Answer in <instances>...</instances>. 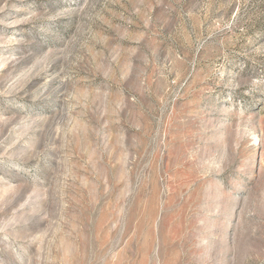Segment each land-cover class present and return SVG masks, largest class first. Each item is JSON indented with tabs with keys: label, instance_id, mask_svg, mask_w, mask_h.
Here are the masks:
<instances>
[{
	"label": "rangeland",
	"instance_id": "374dc122",
	"mask_svg": "<svg viewBox=\"0 0 264 264\" xmlns=\"http://www.w3.org/2000/svg\"><path fill=\"white\" fill-rule=\"evenodd\" d=\"M0 264H264V0H0Z\"/></svg>",
	"mask_w": 264,
	"mask_h": 264
}]
</instances>
